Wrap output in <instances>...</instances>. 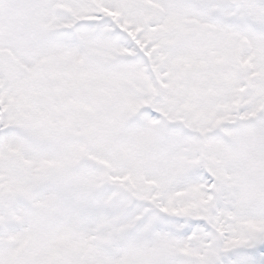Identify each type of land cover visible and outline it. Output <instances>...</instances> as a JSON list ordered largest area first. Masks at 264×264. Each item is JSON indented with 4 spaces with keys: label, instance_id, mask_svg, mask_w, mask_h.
I'll return each mask as SVG.
<instances>
[{
    "label": "snow or ice",
    "instance_id": "1",
    "mask_svg": "<svg viewBox=\"0 0 264 264\" xmlns=\"http://www.w3.org/2000/svg\"><path fill=\"white\" fill-rule=\"evenodd\" d=\"M0 264H264V0H0Z\"/></svg>",
    "mask_w": 264,
    "mask_h": 264
}]
</instances>
